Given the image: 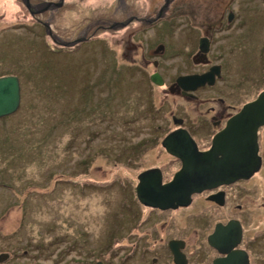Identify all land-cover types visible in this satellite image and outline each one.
Segmentation results:
<instances>
[{"label":"flooded vegetation","instance_id":"obj_1","mask_svg":"<svg viewBox=\"0 0 264 264\" xmlns=\"http://www.w3.org/2000/svg\"><path fill=\"white\" fill-rule=\"evenodd\" d=\"M58 1L30 0L31 9L26 6L30 24L52 40L79 39L71 46L59 44L56 52L111 32L117 39L114 46L123 48V69H138L159 86L165 98L160 113H170L165 118L141 106L138 111L124 97L128 94L122 96L116 115L135 122L129 135L137 139L122 141L118 151L130 172L112 180L117 205L83 206L80 211L50 205L35 213L30 205H18L17 212L0 206V264H264V126L258 130L260 166L253 174L195 192L186 205H150L144 198L159 196L161 184L182 166L164 144L170 133L186 130L207 150L247 103L243 77L236 70L240 0H208L206 6L198 0H149L144 7L135 0H98L94 16L84 13L73 39H63L52 28L56 10L49 2ZM1 33H24L18 31V14ZM207 72L203 85L186 79ZM153 75H160L161 83ZM206 134L211 142L201 147L197 135ZM151 149L161 151L167 162H143ZM149 170L154 171L145 173ZM16 213L18 221H8Z\"/></svg>","mask_w":264,"mask_h":264},{"label":"rangeland","instance_id":"obj_2","mask_svg":"<svg viewBox=\"0 0 264 264\" xmlns=\"http://www.w3.org/2000/svg\"><path fill=\"white\" fill-rule=\"evenodd\" d=\"M198 1L203 6L208 3ZM81 2L67 0L53 8L52 28L63 39L75 38L85 12L88 18L94 16L98 0ZM147 2L135 0V5L144 7ZM240 4L236 70L242 74L245 100L249 102L264 90V2L240 0ZM17 14L18 31L24 33L4 37L1 31L16 21ZM31 21L23 0H0V76H18L22 94L17 111L0 117V206L17 212L18 205H30L29 211L35 213L50 205L71 206L77 211L83 206L96 209L114 202L117 205L112 180L116 174L130 172L118 151L122 141L137 137L129 135V127L135 122H124L116 115V102L128 94L124 97L133 100L136 110L141 106L161 116L165 100L160 95L162 89L138 69H123V48L114 46L117 39L111 32L55 52L60 43L44 29L32 26ZM169 113L167 110L162 115L167 118ZM197 138L201 147L211 142L210 134ZM165 159L161 151L151 149L143 162L162 164ZM96 191L99 196L80 202V193ZM48 195L54 202H48ZM74 201L78 204H72ZM11 217L8 221H18L17 213Z\"/></svg>","mask_w":264,"mask_h":264},{"label":"water","instance_id":"obj_3","mask_svg":"<svg viewBox=\"0 0 264 264\" xmlns=\"http://www.w3.org/2000/svg\"><path fill=\"white\" fill-rule=\"evenodd\" d=\"M23 1L31 9L30 0ZM63 3L64 0L49 2L55 8ZM46 9L48 8L45 7L39 12ZM32 14L35 15L36 12L32 11ZM47 25L49 31L50 26ZM54 41L59 43L57 39ZM78 42L79 39H75L62 41L60 44L71 46ZM209 75L210 72L193 74L186 79L195 81L196 85L200 86L206 83ZM152 79L155 83H161L160 75H153ZM21 98L18 76H0V117L16 112L21 105ZM261 126H264V90L254 100L245 103L242 109L228 120L225 128L214 136L212 145L207 150H201L186 130L181 134L180 131L170 133L164 144L171 154L180 158L182 166L170 182L161 184L160 195L144 197L146 202L163 207L186 205L191 202L195 192L253 174L260 166L258 130ZM152 171L154 170L145 173Z\"/></svg>","mask_w":264,"mask_h":264},{"label":"trees","instance_id":"obj_4","mask_svg":"<svg viewBox=\"0 0 264 264\" xmlns=\"http://www.w3.org/2000/svg\"><path fill=\"white\" fill-rule=\"evenodd\" d=\"M56 52V51H55ZM119 150H121V149H119ZM23 175H24V173L22 172L21 174H20V177H23ZM22 180H25V179H22ZM19 182V181H18ZM90 194H92V195H90ZM94 194V195H93ZM80 199H81V201L80 202H84L85 200H86V198L88 197V196H91V197H97V196H99V194H98V192L96 191L95 193H86V195H83V193L81 194L80 193ZM48 197L51 199V200H48V202H52L53 200H52V197H50L49 195H48ZM54 199V198H53ZM55 200V199H54ZM5 204V203H4ZM72 204H78L76 201H74V202H72ZM67 207H71V206H67ZM82 207V206H81ZM88 207H90V206H88ZM96 208H98V207H96Z\"/></svg>","mask_w":264,"mask_h":264},{"label":"clouds","instance_id":"obj_5","mask_svg":"<svg viewBox=\"0 0 264 264\" xmlns=\"http://www.w3.org/2000/svg\"><path fill=\"white\" fill-rule=\"evenodd\" d=\"M55 42V41H54ZM56 43V42H55Z\"/></svg>","mask_w":264,"mask_h":264}]
</instances>
